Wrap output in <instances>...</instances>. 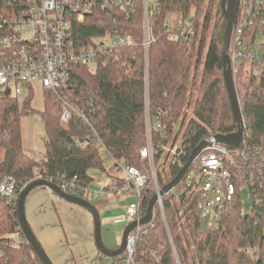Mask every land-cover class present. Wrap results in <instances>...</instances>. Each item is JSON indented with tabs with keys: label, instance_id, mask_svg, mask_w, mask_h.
Returning a JSON list of instances; mask_svg holds the SVG:
<instances>
[{
	"label": "trees",
	"instance_id": "16d2710c",
	"mask_svg": "<svg viewBox=\"0 0 264 264\" xmlns=\"http://www.w3.org/2000/svg\"><path fill=\"white\" fill-rule=\"evenodd\" d=\"M10 2L13 0H0V14L5 13ZM149 2L154 14L150 18L152 42L147 76L141 45L143 1L136 0L135 14L129 18L119 14L116 23L118 32L131 37L135 45L123 49L119 62H109L95 74L81 66L72 69L74 101L85 113L90 104L93 107L92 113H86L88 123L74 118L68 125H61L60 102L53 92H45L44 109L39 112L46 137L44 161L28 156L21 143V115L35 113L30 108V98L21 105L13 99L0 100V179L13 177L19 187L46 180L61 190L66 185L67 191L90 186L94 182L92 171L106 172L95 131L112 160L148 175L139 197L142 218L155 195L149 160L140 158L148 141L147 113L152 125L160 122L164 126L154 127L151 133L154 165L157 168L160 163L164 167L168 164V175L162 176L156 169L159 188L177 175L203 139L237 131L223 82L221 53L226 21L220 0ZM171 14L192 24L194 34L189 40L174 38L168 32L166 24ZM102 22L109 23L107 28H103ZM113 27L106 13L97 9L74 23L75 42L82 46L90 37L100 36ZM259 32L264 39V27L256 25L244 34V43L246 39L253 46ZM263 46L264 42L258 50ZM235 87L245 125L246 148L244 145L240 150L246 149L250 168L245 169V160H237L239 169H234L233 177L236 194L231 208L221 215L217 228L206 226L197 211L199 197L190 175L192 165L176 191L161 198L168 228L155 208L152 227L138 240L130 264H175L172 246L181 264H264V79L241 62ZM177 143L183 151L179 162H172L168 154L162 156L165 149ZM242 187L250 197L247 212L241 202ZM90 203L97 208L98 200ZM13 233L23 237L19 246L5 242ZM111 259L113 264L123 261L122 256ZM0 264H42L25 240L16 208L1 197Z\"/></svg>",
	"mask_w": 264,
	"mask_h": 264
},
{
	"label": "built area",
	"instance_id": "2783aa9c",
	"mask_svg": "<svg viewBox=\"0 0 264 264\" xmlns=\"http://www.w3.org/2000/svg\"><path fill=\"white\" fill-rule=\"evenodd\" d=\"M142 1L141 45L147 76L148 50L152 42L150 18L154 14V8L151 7L150 0ZM135 3L136 0H13L12 3H7L5 13L0 14V100L24 101L34 94L38 85L41 100L45 92H53L58 98L61 105V125H68L74 118L88 123L87 112L92 113L93 107L90 104L86 114L74 101L72 69L81 66L95 74L109 62L121 60L123 49L135 43L128 35L118 32L117 18L119 14L125 15L126 18L134 15ZM97 9L106 13L110 24L114 26L113 29H106L102 35L90 37L84 45L78 46L74 37V23L83 20ZM239 10L240 16L238 11L237 24L234 26L236 29L228 49L233 79L241 62H245L248 70H252L254 75L264 79V46L255 52L254 45L250 46L246 39L244 43V34L246 35L247 31L256 25L260 29L264 27V0H240ZM102 24L105 29L109 23ZM166 27L171 36L177 39L189 40L194 34L192 24L188 20L173 22L172 25L167 22ZM146 127L149 138L147 146L140 151V158L149 160L150 178L154 183L155 193H158L151 133L154 127L164 129V126H161L160 122L152 125L148 115ZM94 135L102 153L112 161L113 172L123 173L125 179H111L107 187H94L93 182L85 188L67 191V186L64 185L60 190L88 202L98 200L106 191L122 196L131 190L136 202L127 206L125 216L128 223L139 220V197L146 186L148 175L136 167L116 163L95 131ZM213 136L205 138L210 144L198 156V169L194 177L191 176L198 190V215L211 229L218 227L221 215L233 204L236 194L234 169H239L237 160H245V169L250 168L246 149L240 150L241 146L245 145L246 148V143L242 142L238 150L231 151L227 146L215 143ZM76 143H80L79 139H76ZM164 154H168L172 162H179L183 154L181 144L177 143L165 149L162 156ZM24 187H19L13 177L4 176L0 179V197L12 208H17L18 196ZM156 206L162 212L161 198ZM148 227H152V220L146 225L137 226L128 234L122 264L131 263L136 244L146 234ZM5 242L16 247L23 242V237L13 233L7 236Z\"/></svg>",
	"mask_w": 264,
	"mask_h": 264
},
{
	"label": "rangeland",
	"instance_id": "374dc122",
	"mask_svg": "<svg viewBox=\"0 0 264 264\" xmlns=\"http://www.w3.org/2000/svg\"><path fill=\"white\" fill-rule=\"evenodd\" d=\"M221 2V0H220ZM167 22L172 25L173 22L180 23V16L177 14H171ZM264 42L260 32L256 35L255 44L253 50L257 52L258 46ZM235 80V79H234ZM235 83V81H234ZM237 91V88H236ZM238 94V93H237ZM41 100L38 85L35 87L34 94H31L30 108L35 112L34 114L24 113L21 115L20 128H21V143L24 152L35 159L36 161H44L45 155V131L44 124L39 115L42 112L45 105V94H43ZM21 105L23 101H18ZM191 108L188 110L190 113ZM148 116V113H147ZM146 116V117H147ZM147 119V118H146ZM149 133H147V139ZM103 162L106 168V172L92 171V177L94 178V187H107L110 184L111 179L124 180L125 175L123 173H115L112 168V161L102 153ZM163 167V168H162ZM168 164L164 167L161 163L155 168L160 172L162 176L168 175ZM198 169V163H194L190 175L194 177L196 170ZM40 188L37 187L32 190L25 200V217L29 224L35 227L41 220H45L50 223V230H45V236H41V247L44 250L46 256L49 258L51 264H95L97 257V264H112L111 258L103 257L98 254V250L94 244L93 229L91 237L86 238L82 228L78 227V224L74 223L70 228H64V221L61 219L66 214H72V211H61L52 207V204L48 202V197L41 193ZM161 188H159L160 190ZM47 190V189H46ZM176 191V189H174ZM241 202L243 203L244 210L247 212L250 207V197L248 191L241 188ZM99 202H104V205H97L101 221V238L105 247L112 249L115 248L121 239L122 232L125 226L128 224L125 216V211L130 203L136 202V197L132 193L131 195L125 194L122 196H116L112 192L106 191L104 195L98 197ZM42 207V208H41ZM44 211L47 208V212L44 215V219L38 216L39 221L34 223V217L37 216L38 210ZM51 208V211L49 209ZM157 212L167 227L165 212L162 207L161 210L156 206ZM154 214V211H153ZM39 215V214H38ZM59 216V222L58 218ZM92 218V217H91ZM106 218H108L107 221ZM41 219V220H40ZM76 219V215H75ZM31 223V224H30ZM40 225V224H39ZM32 227V226H30ZM93 228V227H92ZM36 229V228H35ZM32 230V228H31ZM33 231V230H32ZM36 234V233H35ZM38 240V238H37ZM39 242V240H38ZM40 243V242H39ZM175 264H181V260L178 252L172 246Z\"/></svg>",
	"mask_w": 264,
	"mask_h": 264
},
{
	"label": "water",
	"instance_id": "95a60500",
	"mask_svg": "<svg viewBox=\"0 0 264 264\" xmlns=\"http://www.w3.org/2000/svg\"><path fill=\"white\" fill-rule=\"evenodd\" d=\"M240 0H221L220 9L222 11V15L226 21V27L223 37V47H222V63H223V82L227 92V97L230 104V109L232 113V118L234 123L236 124L237 131L232 134L227 135H214L213 141L217 144L225 145L231 151H236L240 147L243 142V136L245 134V125L242 119L239 99L237 96V91L232 75L231 62L228 55L229 43L231 38V33L233 27L237 24V16L239 11ZM210 142L206 139H203L190 153L186 163L181 167L177 175L167 184H165L158 193L151 198L146 208V212L142 218L139 220L132 221L128 223L121 235V239L119 244L112 249L105 247L101 238V221L97 208L88 202L85 199L68 195L60 190V188L46 180H35L28 183L20 192L17 201V217L20 229L25 237L26 242L31 247L32 251L36 254L38 259L42 262V264H51L49 258L46 256L44 250L42 249L40 243L37 238L33 234L27 220L25 217V200L28 194L37 187H42L49 189L54 194H56L59 198L64 201L76 205L85 209L92 217L93 220V236H94V244L99 251V253L106 258H115L118 256H122L125 250L126 238L128 234L135 229L137 226H143L151 222L153 218V211L156 207L157 201L159 198H162L164 195L171 193L174 189H176L179 184L187 177V174L201 154V152L208 147Z\"/></svg>",
	"mask_w": 264,
	"mask_h": 264
},
{
	"label": "crops",
	"instance_id": "0c3cea01",
	"mask_svg": "<svg viewBox=\"0 0 264 264\" xmlns=\"http://www.w3.org/2000/svg\"><path fill=\"white\" fill-rule=\"evenodd\" d=\"M38 191L43 193L46 196V198L48 197V202L50 204H52V207L54 208V210H56V208H57L58 210H61V211H65V212L66 211H72L73 212L72 214H68V215L66 214V216L61 219L62 221H64V226H65L64 228L68 229V228L72 227V225L74 223L77 222L76 224H78V227L82 228L83 232L86 235L87 240L89 237H91L92 229H93L92 228L93 227V220L91 218V215L85 209L64 201L63 199L59 198L56 194H54L49 189L46 190V188H40V190H38ZM127 194L131 195L132 191L129 190L126 193V195ZM99 204L104 205L105 203L98 201V205ZM41 208L38 210L39 215L37 214V216L34 217V220H33L34 223L39 221L38 216L42 217V219H44V215L47 212V208L44 211H42ZM49 211H51V208L49 209ZM75 215H76V219H75ZM57 218H58V222H59V220H60L59 216H57ZM107 220H108V218H106L105 221H107ZM41 222L42 223H39L40 225L38 224V226L35 224V227H33V225L30 223L31 224L30 226H32L30 228H32V230H33L32 232L35 235V237L38 238L40 244H41V241H40L41 236H43V239H44L45 230L47 228L50 230V223L49 222H47L45 220H43V221L41 220ZM98 254L101 255L99 252H98ZM97 258H99V257H97ZM97 258L94 261L95 264H97V261H98Z\"/></svg>",
	"mask_w": 264,
	"mask_h": 264
}]
</instances>
